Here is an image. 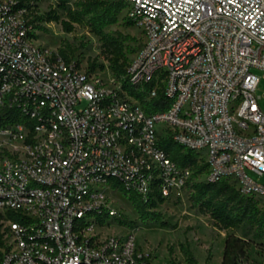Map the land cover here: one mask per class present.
Here are the masks:
<instances>
[{
	"label": "built area",
	"instance_id": "2783aa9c",
	"mask_svg": "<svg viewBox=\"0 0 264 264\" xmlns=\"http://www.w3.org/2000/svg\"><path fill=\"white\" fill-rule=\"evenodd\" d=\"M120 1L144 40L105 80L40 44L18 0H0V113L27 118L0 127V264H154L133 234L102 235L106 216L122 218L114 181L145 202L204 181L264 203V0ZM126 84L169 108L148 112ZM163 139L206 171L173 161Z\"/></svg>",
	"mask_w": 264,
	"mask_h": 264
},
{
	"label": "trees",
	"instance_id": "16d2710c",
	"mask_svg": "<svg viewBox=\"0 0 264 264\" xmlns=\"http://www.w3.org/2000/svg\"><path fill=\"white\" fill-rule=\"evenodd\" d=\"M18 1L20 8L28 10L29 23L36 31L47 32L48 29L44 26V23H59L66 33H72L75 30L76 24L86 25L90 29V32L99 37L102 42L103 53L107 55L106 59L115 78L119 80L126 74V66L128 65L130 56L125 51L124 41L105 32L108 26L119 22V16L125 9V5L120 0H57V8L50 10L44 15L34 14L32 10L36 3L45 0ZM73 1H76L74 6L72 5ZM59 11L66 15L67 20L62 19ZM127 24L132 25L128 21ZM32 36L38 39V34L33 33ZM59 52L66 61H70L66 50H60ZM97 67L100 70L104 69L103 65L98 66L96 63H91L88 72L94 73ZM124 87L129 91L130 95L144 101V94L129 88L127 84ZM151 89L152 85L146 87V93H149ZM144 103L150 113L164 111L170 105L169 101L160 92L150 101H144ZM16 122H27V118L19 109L10 108L0 113V127ZM160 144L173 161L181 166H191L196 170V176L206 171L207 165H198V154L196 152L184 149L183 146L171 139H163ZM114 187L123 196L128 197L141 222L151 221L159 224L162 228L170 227L163 214L157 211L158 206L165 202V199L160 194L156 193L157 199L145 202L138 194L127 191L118 182L114 181ZM190 189L192 206L199 207L201 212L208 214L216 226L224 230L242 228L246 231L245 235L253 232L257 238L264 235V203L242 196L234 186L227 182H195L191 185ZM115 219H118L119 224L122 226L134 227L133 222H126L122 218ZM100 221L104 223V217H100ZM246 245L245 241L228 235L224 245L221 264H242L246 253Z\"/></svg>",
	"mask_w": 264,
	"mask_h": 264
},
{
	"label": "rangeland",
	"instance_id": "374dc122",
	"mask_svg": "<svg viewBox=\"0 0 264 264\" xmlns=\"http://www.w3.org/2000/svg\"><path fill=\"white\" fill-rule=\"evenodd\" d=\"M118 1V0H107ZM76 1L72 2L74 6ZM57 8V0H45L34 5V14L44 15ZM62 19L67 17L61 11ZM125 11L119 16V22L108 26L105 32L115 38L124 41L125 51L128 56H134L143 44L144 37L138 28L128 25ZM47 32L37 31L38 42L54 50H66L70 62H76L78 66L89 71V65L96 63L103 65L94 73L110 80L112 73L107 55L103 53V44L99 37L90 32V29L82 24L75 25L72 33L63 31L59 23H44ZM259 93L264 96V77L259 84ZM264 107V100H263ZM191 191L187 190L182 197L174 200H165L158 206L165 220L170 224L168 228H162L151 221L141 222L134 206L127 196L122 193L112 195L113 208L119 211L122 220L133 222L134 227L122 226L118 219L106 216L105 228L102 235L128 236L133 234L138 244L150 251L154 264L174 262L175 264H221L224 245L228 235L234 236L246 242V253L242 264H264V235L257 238L254 233L245 235L242 228L224 230L216 226L213 219L201 212L199 207H193L190 200Z\"/></svg>",
	"mask_w": 264,
	"mask_h": 264
},
{
	"label": "crops",
	"instance_id": "0c3cea01",
	"mask_svg": "<svg viewBox=\"0 0 264 264\" xmlns=\"http://www.w3.org/2000/svg\"><path fill=\"white\" fill-rule=\"evenodd\" d=\"M222 261V260H221Z\"/></svg>",
	"mask_w": 264,
	"mask_h": 264
}]
</instances>
